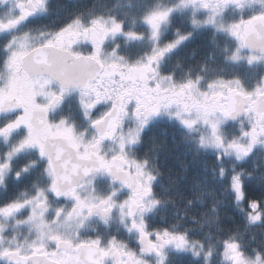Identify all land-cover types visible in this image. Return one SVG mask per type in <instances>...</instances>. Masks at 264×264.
<instances>
[{
  "label": "snow or ice",
  "instance_id": "obj_1",
  "mask_svg": "<svg viewBox=\"0 0 264 264\" xmlns=\"http://www.w3.org/2000/svg\"><path fill=\"white\" fill-rule=\"evenodd\" d=\"M129 9L77 10L50 26L53 0H0V264H264V240L246 236L264 226V196L249 195L254 172L244 166L264 153V74L178 76L168 64L208 25L231 38L226 60L264 63V0H136ZM163 115L198 154H213L211 178L244 230L221 215L224 201L192 216L208 228L200 238L184 216L160 213L172 199L157 188L164 145L139 146Z\"/></svg>",
  "mask_w": 264,
  "mask_h": 264
},
{
  "label": "trees",
  "instance_id": "obj_2",
  "mask_svg": "<svg viewBox=\"0 0 264 264\" xmlns=\"http://www.w3.org/2000/svg\"><path fill=\"white\" fill-rule=\"evenodd\" d=\"M130 2L135 4L136 0H53V3L58 6V11L50 16V22L51 25L58 26L68 17L69 13L77 10L106 11L111 9L123 12L130 10ZM171 135L159 132L152 144H149V149L154 142L164 145L159 153V164L164 175L160 177L157 188L162 196L165 198L171 196L172 199L166 205L161 206L160 213L167 216L169 220L184 216L185 226L190 227L194 236L200 238L208 228L205 226L201 229L197 222L192 220V216H196L198 220L202 219L203 213L209 211L215 202L224 201L219 205L221 215L234 217V220H229L230 226L244 230L245 221L231 203V195L223 192L220 182L211 178V168L214 166L213 154L210 152L198 154L196 144L186 143L182 137L177 136L175 130ZM177 177L180 178L179 183L170 186L171 179ZM165 188L168 190L165 191ZM200 191L205 192L204 203L195 200ZM262 191L264 188L260 186L256 189L249 187L250 196L261 195ZM188 200H194V203L189 205ZM157 220L159 221V216ZM249 227L264 226L257 224ZM250 234L246 232V236ZM253 234L258 236L262 235V232L258 231Z\"/></svg>",
  "mask_w": 264,
  "mask_h": 264
},
{
  "label": "flooded vegetation",
  "instance_id": "obj_3",
  "mask_svg": "<svg viewBox=\"0 0 264 264\" xmlns=\"http://www.w3.org/2000/svg\"><path fill=\"white\" fill-rule=\"evenodd\" d=\"M239 13V9H229L228 11L229 16H238ZM206 14V10H201V12L198 13V18L203 19ZM50 21L51 18L49 16L43 22L53 26ZM185 27H188V25L185 24ZM0 44H2V41H0ZM231 45L232 40L226 34L217 32L211 25L204 26L195 31L192 38L185 42V44L173 54L168 64L174 69L178 76L186 75L191 71L193 75L201 73L205 76L214 74L232 76L239 74L250 80H255L260 75L264 74V63H257L256 65L250 66L247 64V61L234 64L232 61L226 60L225 57L227 53L224 51V48L226 46L231 48ZM121 51L127 52V49L122 48ZM69 102L72 105V108L69 110L75 111V94L69 98ZM77 118H80L79 113H77ZM174 130L177 136L183 138V129L175 118H169L167 115H163L154 119L150 125L145 128L143 133V143L139 146L141 154L148 152L150 147L149 144H152V141L156 139L159 132L171 135ZM254 164H258L259 167L254 168ZM244 166L247 167L249 171L254 172V179L249 182L250 189H256L259 186L264 188L262 187L264 186V181L259 182V177L264 175V153L259 154L258 152L257 154H253V157L249 158ZM262 196H264V191H262L261 195L252 197L259 198ZM113 227H115V225H113ZM258 231H261L262 235L255 236L253 233ZM247 232L251 233L248 237L253 235L256 237V241L254 242L256 244L264 240V227H249Z\"/></svg>",
  "mask_w": 264,
  "mask_h": 264
}]
</instances>
